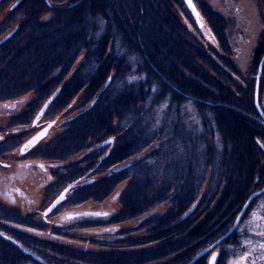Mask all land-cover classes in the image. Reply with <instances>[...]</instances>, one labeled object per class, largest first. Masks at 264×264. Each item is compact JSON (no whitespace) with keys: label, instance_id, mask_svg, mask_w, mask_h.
<instances>
[{"label":"trees","instance_id":"obj_1","mask_svg":"<svg viewBox=\"0 0 264 264\" xmlns=\"http://www.w3.org/2000/svg\"><path fill=\"white\" fill-rule=\"evenodd\" d=\"M193 1L209 21L220 52L181 23L175 9L183 8L182 0H21L10 25L2 21L11 30L22 19L0 41V102L31 92L36 97L26 112L12 116L9 128L32 123L42 102L58 89L46 115L85 93L82 111L68 120L61 136L24 153L29 161L63 164L45 202L70 190L52 212L64 204L103 202L125 182L121 210L108 224L140 218L165 204L170 209L140 225L153 248L118 255L78 250L31 233L28 229L61 235L66 229L51 228L30 207L22 211L0 200V264H188L241 212L252 188L264 180V125L251 83L242 89L236 84L231 18L207 1ZM27 135L0 141V159ZM257 199L244 213L247 220L264 202ZM206 205L215 210L194 228L190 213ZM260 224L253 231L244 224L224 238L217 264L249 252L248 264L260 261L259 251L244 243L264 240L255 234L264 230V221ZM206 259L204 254L191 264H207Z\"/></svg>","mask_w":264,"mask_h":264},{"label":"rangeland","instance_id":"obj_2","mask_svg":"<svg viewBox=\"0 0 264 264\" xmlns=\"http://www.w3.org/2000/svg\"><path fill=\"white\" fill-rule=\"evenodd\" d=\"M13 1L14 0H0V41L5 38L9 32L16 28V25L20 26L22 22V19L13 22L15 23L14 27L12 26L13 28L11 30L6 29L11 22L9 17L11 16V19L14 16L16 17V15H14L13 8L17 5L15 3L18 0L14 4ZM204 1L215 5L214 8H220L223 15L231 18V20L228 19L231 23H228L227 27L231 34H233L232 41L237 48L235 53L237 64H234L239 74V77H236L237 87L241 89L247 88L250 87L251 83V89L253 88L255 96L256 85L258 84V109L261 112L260 108L262 107L261 109L264 111L263 106H261V101H264V87L262 86L264 80L262 76V73L264 72V62L262 64L261 75L258 77L259 68L263 59L262 52L264 51V49H262L264 48V0ZM182 3L183 8L179 7L178 9H175V14L180 19L181 23L189 29V32L195 39H201L206 47L209 49L211 48L213 51L217 50V53L220 52L217 39L211 30L209 21L203 15L199 3L196 2V6L200 13V19L204 23L201 28L198 27L197 20L185 0H182ZM2 21H6V27L3 26ZM256 54H258V56ZM83 56L77 59L74 67L66 79V83L67 81L72 80L74 71H76L82 64ZM212 57L215 58L214 55ZM226 70L229 72L228 68ZM84 96L85 93L82 92L70 106L60 112H54V114L50 112L52 115L49 113L46 115L45 113L36 123L33 121L28 126L13 128H9L8 126L12 116L17 113L26 112L30 103L36 100V97L34 93L31 92L26 96L9 102H0V128L3 129V132L0 133L2 136L0 141H4L6 138L13 135L29 133V135L25 137L26 140L28 136L32 137L34 134L38 133L45 126L51 123L52 125L47 135L44 136L34 147L50 143L53 139L62 135L66 129L65 126H67L66 124L68 120L82 111L84 104L82 98H84ZM48 99L45 102H42L41 107L36 111V116ZM24 143L15 145L16 148L13 147L14 150H12L8 156H5L4 159H0V200L7 205L17 206L21 208L22 211H30V207L35 212L34 215L37 219L47 223L51 228L53 227L52 225H57L62 229H66L61 235H56L50 231L41 232L34 229H28L31 233L37 234L38 236H42L49 240L62 242L69 247L78 250L88 252H104L118 255H125L134 251L151 249L156 245L155 243H145L149 233L146 228H144V225L142 227H140V225L146 220V218L154 214L164 216L170 209L169 205H162L147 215L123 223H107V221H109L115 213L120 212L121 210L120 196L127 182L118 185L114 193L103 202L89 201L77 207H71L68 206V204H64L59 210H55V213H46L45 210L64 191L59 192L56 195V198L45 202L47 197L46 189L53 182L57 170H59L63 164L41 159H33L32 161H29V159L25 158L24 155L34 147L24 154L21 148ZM86 154L87 152L73 157L69 160L68 164L84 158ZM65 167L66 166H63V169L60 171H64ZM248 183H250V181H248ZM255 193H257V195L253 198V200L256 197H258L257 201L264 200V180L260 184H256L255 188H252L248 200ZM199 199L200 200L196 203V206L202 200V195ZM200 209H198V211L200 210L199 212L196 211L192 214L190 213L191 217L193 216L190 222L192 221L194 223V228L207 221L209 218L208 215L215 210V206L209 207V205H206L202 206ZM241 212L236 215V217L233 216V218L235 217L234 220L233 218L229 219V227L227 226V231L224 232L225 229H221V232H224L223 235L219 236L217 239H210L213 240V242L208 248L203 250L206 253V262H209L210 260L212 248H216L215 250L222 249L221 244L223 243L222 237L224 235H227L228 237L230 235L228 234L229 231L232 233L234 229L242 227L245 224L247 215H245V217L244 215L240 216ZM97 221L105 222L107 225L95 227L86 226L87 223ZM76 225H79V227ZM194 228H192V231ZM190 231L191 230L188 232ZM7 237H9V235H7ZM133 244H137V247H133ZM225 249H223V254L226 251ZM248 259L247 262L249 263ZM235 260L237 259L230 260L228 264H231V262ZM256 262L264 264V262L261 261L258 262L256 260Z\"/></svg>","mask_w":264,"mask_h":264},{"label":"water","instance_id":"obj_3","mask_svg":"<svg viewBox=\"0 0 264 264\" xmlns=\"http://www.w3.org/2000/svg\"><path fill=\"white\" fill-rule=\"evenodd\" d=\"M21 0H18L15 4H18ZM185 2L187 3L189 9L191 10L192 14L194 15V17L196 18L198 25L200 27L203 26V21L200 19V13L199 10L196 6V4L194 3L193 0H185ZM15 6V5H14ZM264 62V56L261 62V66L259 68V73H258V77H260L261 75V71H262V64ZM258 84L256 85V90H255V102L257 107L259 108L258 104H257V95H258ZM60 89H58L55 93H53V95L48 99V101L44 104V106L41 108V110L39 111L38 115L36 116L34 122H38L42 116L46 113L47 109L49 108L50 104L52 103V101L55 99V97L58 95ZM51 123L48 124L47 126H45L42 130H40L38 133H36L35 135H33L32 137H30L22 146L23 152H27L29 151L32 147H34L37 143L40 142V140L47 135V133L49 132V129L51 128ZM35 140V143H33L30 147H28L27 149L24 148L25 145H27L29 143V141H33ZM111 141H107L106 143H109ZM121 168V167H120ZM69 190V188L65 189L52 203L51 205L45 210L46 213H50L53 211V209L58 206L62 201L65 200L66 198V194L67 191ZM257 195V193L253 194L249 200L247 201V203L245 205H249V203L253 200V198ZM243 207V210L240 214V216H242V214L244 213L245 209L247 207ZM239 216V218H240ZM239 220V219H238ZM205 254V252H201L199 255H197L193 260H191L188 264H191L193 261H195L199 256ZM214 255V254H213ZM212 255V256H213ZM210 264H211V260H210Z\"/></svg>","mask_w":264,"mask_h":264},{"label":"snow or ice","instance_id":"obj_4","mask_svg":"<svg viewBox=\"0 0 264 264\" xmlns=\"http://www.w3.org/2000/svg\"><path fill=\"white\" fill-rule=\"evenodd\" d=\"M132 79H136V77H133ZM33 143H35V140L29 141L27 145L24 146L25 149L30 147ZM264 147V145H262ZM23 151V149H22ZM245 207H248V205H245ZM264 202H261L256 208L252 209L250 213V217L248 220L245 221V224L249 226V231H253V226L256 229L261 228L260 222L264 221ZM241 232L244 231L243 228L240 229ZM257 236L264 237V230L257 231L255 233ZM245 244L249 245L252 248V251H259V260L261 262H264V240H261L258 245H253L251 240L244 241ZM217 254H214L211 257V264H216ZM251 255V252L246 253L244 256L240 257L239 260L232 261L231 264H243V262H246L248 259V256ZM252 264H256V259L252 260Z\"/></svg>","mask_w":264,"mask_h":264},{"label":"flooded vegetation","instance_id":"obj_5","mask_svg":"<svg viewBox=\"0 0 264 264\" xmlns=\"http://www.w3.org/2000/svg\"><path fill=\"white\" fill-rule=\"evenodd\" d=\"M263 46V45H262ZM234 47H235V44H234ZM236 47H235V50H234V55H235V53H236ZM262 49H264V48H262ZM261 51V50H260ZM260 53V52H259ZM257 56H258V54H256ZM262 56H264V51L262 52ZM235 59H236V56H235ZM237 60V59H236ZM235 60V61H236ZM235 64H237V61L235 62ZM263 71H264V66H263ZM262 76H263V78H264V72L262 73ZM262 86L264 87V80H263V84H262ZM263 99H264V96H263ZM261 106H263V109H264V101H261ZM262 108V107H261ZM262 110V109H261ZM258 112H259V115H260V117H259V119L261 120V123L264 125V111L262 110V114H261V112L258 110ZM35 135V134H34ZM28 140V139H27ZM26 140V141H27ZM25 141V142H26ZM22 148V147H21ZM25 153V152H24ZM216 249V248H215ZM215 249H213L212 248V253L210 254V260H211V257H212V255L213 254H219L220 255V252H221V250L222 249H219V250H215ZM206 254V253H205ZM204 255V254H203ZM219 255H217V259H216V264H217V262H218V258H219ZM210 260H209V262H207V264H210ZM258 261V260H257ZM259 262V261H258ZM243 264H248V262L246 261V262H243ZM256 264H261L260 262L259 263H257L256 262Z\"/></svg>","mask_w":264,"mask_h":264},{"label":"bare ground","instance_id":"obj_6","mask_svg":"<svg viewBox=\"0 0 264 264\" xmlns=\"http://www.w3.org/2000/svg\"><path fill=\"white\" fill-rule=\"evenodd\" d=\"M197 24H198V22H197ZM203 25H204V23H203ZM198 27L201 28L199 25H198ZM212 32H213V31H212ZM218 48H219V47H218ZM260 110H261V108H260ZM261 112H262V110H261ZM66 197H67V194H66ZM65 199H66V198H65ZM62 202H63V201H62ZM251 202H252V201H251ZM251 202H250V203H251ZM250 203H249V205H250ZM249 205H248V206H249ZM56 208H57V206H56L54 209H56ZM247 208H248V207H247ZM247 208H246V209H247ZM54 209H53V210H54ZM246 209H245V211H246ZM242 210H243V209H242ZM245 211H244V213H245ZM244 213L242 214V216L244 215ZM228 234H231V231H229ZM226 237H227V235H224V236L222 237V239H224V238H226Z\"/></svg>","mask_w":264,"mask_h":264}]
</instances>
